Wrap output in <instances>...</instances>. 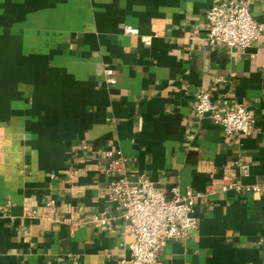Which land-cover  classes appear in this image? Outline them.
Masks as SVG:
<instances>
[{"label": "crops", "instance_id": "1", "mask_svg": "<svg viewBox=\"0 0 264 264\" xmlns=\"http://www.w3.org/2000/svg\"><path fill=\"white\" fill-rule=\"evenodd\" d=\"M217 1L0 0V264L129 258L103 171L110 149L131 181L143 174L166 193L201 194L198 228L166 241L163 264H264V35L244 52L205 48ZM248 3L264 22V0ZM127 24L139 35L124 34ZM200 89L253 110L254 131L225 136L197 119ZM224 176L261 190L222 192ZM48 199L52 221L24 216ZM102 212L108 225L94 220Z\"/></svg>", "mask_w": 264, "mask_h": 264}, {"label": "built area", "instance_id": "2", "mask_svg": "<svg viewBox=\"0 0 264 264\" xmlns=\"http://www.w3.org/2000/svg\"><path fill=\"white\" fill-rule=\"evenodd\" d=\"M206 21L205 48L225 46L244 52L264 35V22L252 18L248 0H219L206 11ZM123 33L136 36L139 30L127 24L123 26ZM104 73L108 83H115L111 68H105ZM196 97L195 117H209L222 128L225 136H247L254 131V113L245 104L218 103L212 100L207 89H200ZM104 155L108 163L103 171L112 176L106 185L108 196L117 205L126 221L125 230L132 238L128 243L130 256L123 264H163L158 252L166 241L184 239L198 228L194 207L201 194L190 187L182 190L178 185L171 186L166 193L143 174L131 181L127 176V160L119 151L106 150ZM235 166L241 176L249 174L248 164L235 162ZM220 189L233 194L261 190L258 184L243 185L233 176H224ZM54 208L55 201L48 199L41 206L26 209L24 216L52 221L49 214ZM111 219L107 212L94 216L100 225H108Z\"/></svg>", "mask_w": 264, "mask_h": 264}]
</instances>
